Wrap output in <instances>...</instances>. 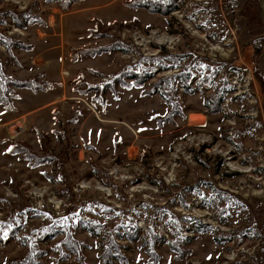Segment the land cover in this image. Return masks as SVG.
I'll return each instance as SVG.
<instances>
[{"label":"rangeland","instance_id":"374dc122","mask_svg":"<svg viewBox=\"0 0 264 264\" xmlns=\"http://www.w3.org/2000/svg\"><path fill=\"white\" fill-rule=\"evenodd\" d=\"M0 74V264H264V0H0Z\"/></svg>","mask_w":264,"mask_h":264},{"label":"trees","instance_id":"16d2710c","mask_svg":"<svg viewBox=\"0 0 264 264\" xmlns=\"http://www.w3.org/2000/svg\"><path fill=\"white\" fill-rule=\"evenodd\" d=\"M59 3L64 8L68 7L66 1L59 2ZM137 3H138V1L134 2L133 4H137ZM131 5L132 4H130V6ZM15 20H16L17 25L24 27L23 26L24 24L21 22L20 19H15ZM101 29H103V27L100 23H98V29L96 31H94L92 34L96 37L100 36L102 34H107V32H104ZM104 49L113 51L115 49V47L114 46H111V47L110 46H108V47L98 46L96 48H87L85 50L84 49L80 50L79 53L80 54L89 53L91 55H97V54H100L101 51ZM144 75H147V74L145 72H135L132 69L131 70L128 69V70H125L122 75L117 76V78L113 77L111 79H108L107 82L104 83L103 85H95V86L89 85V87H90V89H95L96 93H101L104 91V89H108V88L114 89L116 85L117 86L118 85L119 86H130V84H128V83H131V85L142 86L144 84V82L142 81L144 79ZM38 78H39V76H37L34 80H26L23 83H21L19 81L17 82L13 79H10L6 75L0 74V81H3L8 86L11 84L14 86V84H15V85L20 86V87H30V88H33L34 90H36L40 87H43V85L46 83H49L45 80H42L41 82H39V84H37L36 80ZM129 79L131 81H129ZM183 83L186 86L185 80H183ZM14 99H15V96H14V94H12V92L10 93V88H8L7 86L0 85V104L1 103L4 104L8 110H14L15 109L14 105H13ZM14 151L24 153V155H26V157L30 158L32 165H37L38 163H47L50 161L48 156L41 157V156L32 154V152H30V150L28 148H26L24 145L20 144L19 142H17V144L15 145ZM52 157L53 156H51V158ZM91 221H93V219ZM80 223H81V225L86 224V222H83V221H80ZM95 223H97V222H95ZM89 224H91V223L88 222L86 224V227L88 229L92 230L93 233H98L96 231V229L91 228V226H89ZM128 228L130 230H128V232H126L125 234H127L128 236H130L132 238L137 237V235H138V234H136V233H138L137 227H135L133 225V226H129ZM131 230L133 231V233H131ZM64 231H65V229H64ZM53 235H55V234H53ZM65 247L69 248L71 251H74V253H75L77 244L75 243V241L65 239L61 243H59L57 246V248L59 250L61 249L62 251H65ZM173 247H174V245H173ZM105 253H106V255H108V257L111 256V250L110 249H109V251L107 250ZM184 253H185V251L183 252V254ZM41 254H42V251L39 248L35 247L34 245H31L30 252H29L28 256L25 259L17 261V263L18 264H39L38 258L40 257Z\"/></svg>","mask_w":264,"mask_h":264},{"label":"built area","instance_id":"2783aa9c","mask_svg":"<svg viewBox=\"0 0 264 264\" xmlns=\"http://www.w3.org/2000/svg\"><path fill=\"white\" fill-rule=\"evenodd\" d=\"M15 125H16V124H15ZM18 125H19V127H18L19 130H18L17 132H18V134H19V131H20L21 125H20V123L17 124V126H18ZM9 134L11 135L12 138H14L15 134H13V133H12V134L9 133ZM18 134H17V135H18ZM14 139H15V138H14Z\"/></svg>","mask_w":264,"mask_h":264}]
</instances>
